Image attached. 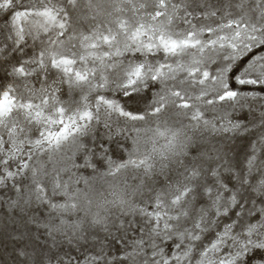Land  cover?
I'll return each mask as SVG.
<instances>
[{
	"label": "snow or ice",
	"instance_id": "6c2138e0",
	"mask_svg": "<svg viewBox=\"0 0 264 264\" xmlns=\"http://www.w3.org/2000/svg\"><path fill=\"white\" fill-rule=\"evenodd\" d=\"M0 264H264V0H0Z\"/></svg>",
	"mask_w": 264,
	"mask_h": 264
}]
</instances>
